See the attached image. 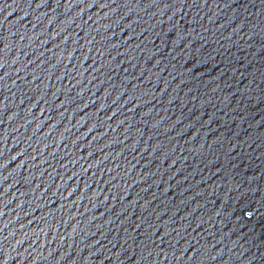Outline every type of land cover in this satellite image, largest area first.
Wrapping results in <instances>:
<instances>
[{
  "label": "water",
  "instance_id": "water-1",
  "mask_svg": "<svg viewBox=\"0 0 264 264\" xmlns=\"http://www.w3.org/2000/svg\"><path fill=\"white\" fill-rule=\"evenodd\" d=\"M0 264H264V0H0Z\"/></svg>",
  "mask_w": 264,
  "mask_h": 264
},
{
  "label": "bare ground",
  "instance_id": "bare-ground-1",
  "mask_svg": "<svg viewBox=\"0 0 264 264\" xmlns=\"http://www.w3.org/2000/svg\"><path fill=\"white\" fill-rule=\"evenodd\" d=\"M251 217V216H250Z\"/></svg>",
  "mask_w": 264,
  "mask_h": 264
}]
</instances>
